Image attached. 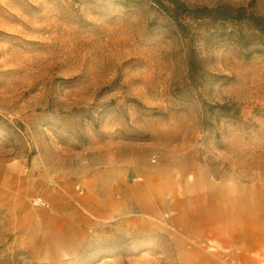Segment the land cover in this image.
Listing matches in <instances>:
<instances>
[{"label": "rangeland", "instance_id": "1", "mask_svg": "<svg viewBox=\"0 0 264 264\" xmlns=\"http://www.w3.org/2000/svg\"><path fill=\"white\" fill-rule=\"evenodd\" d=\"M179 1L0 0V169L23 177L0 264H264V0ZM55 150L56 205L35 180ZM96 152L118 182L84 179Z\"/></svg>", "mask_w": 264, "mask_h": 264}, {"label": "crops", "instance_id": "2", "mask_svg": "<svg viewBox=\"0 0 264 264\" xmlns=\"http://www.w3.org/2000/svg\"><path fill=\"white\" fill-rule=\"evenodd\" d=\"M74 159H76V157ZM85 159L89 161V163H87L84 167L86 175L84 179L88 180V183L94 184L105 181L109 178L108 175H112L111 180H114V182H118V180L116 179H120V174L124 172V170H116L114 166H111L109 164L106 166H102L104 156L100 152L90 153ZM72 163L73 157L70 151L61 152L59 150H55L48 158L47 167L38 171V176L35 178V180L39 182L41 188L47 187L48 189H51V193L53 194V197L55 199L54 205L58 204V201L60 200L66 201V193L63 192L64 194H60L59 191H64L65 189H67L70 182L72 181ZM0 170V206H2V204H5L6 206L16 205L17 202L23 201V197L21 196L22 190H19L21 189V184L23 182V177L19 175L22 173V171L15 167L14 169L7 168ZM4 170H6V172ZM149 178L152 177H148V180ZM157 178L158 177H153V180L156 181ZM120 183L121 182H119L117 186L123 192L124 197L128 201H133L134 205L137 206L140 210L151 215H161L166 211L167 205L166 203L162 202L161 193L152 194L150 190V203L148 205H145L140 196L130 194V191L132 189L131 179H128L127 184ZM5 184H7L8 186L5 187ZM5 189L8 191V195L5 199L3 198L2 200L3 192ZM100 197L105 205L110 200L108 195H101ZM58 235L62 236L61 234Z\"/></svg>", "mask_w": 264, "mask_h": 264}, {"label": "trees", "instance_id": "3", "mask_svg": "<svg viewBox=\"0 0 264 264\" xmlns=\"http://www.w3.org/2000/svg\"><path fill=\"white\" fill-rule=\"evenodd\" d=\"M171 4L174 7L173 10H180L183 11L184 10V5H182L180 3L179 0H171ZM199 9H194L193 10V16L194 17H198L199 13H202L201 16L202 17H207L208 14H211L209 12H206L205 10H200ZM188 10L185 8V12H187ZM195 12V13H194ZM212 19L214 20H242L244 19V15L241 13V11H236V13H231L227 10H213V16H211ZM250 19V21L252 22V24L258 28V29H264V23H262V21H264V18L259 17V16H249L248 17Z\"/></svg>", "mask_w": 264, "mask_h": 264}, {"label": "built area", "instance_id": "4", "mask_svg": "<svg viewBox=\"0 0 264 264\" xmlns=\"http://www.w3.org/2000/svg\"><path fill=\"white\" fill-rule=\"evenodd\" d=\"M33 203H35V204H42V205H44L45 204V202L44 201H42L40 198H37V199H35V200H33Z\"/></svg>", "mask_w": 264, "mask_h": 264}]
</instances>
